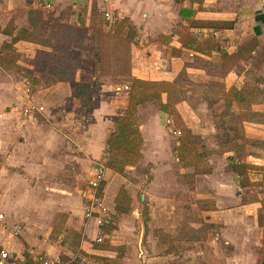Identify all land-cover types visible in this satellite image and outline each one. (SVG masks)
I'll list each match as a JSON object with an SVG mask.
<instances>
[{
	"label": "crops",
	"instance_id": "0c3cea01",
	"mask_svg": "<svg viewBox=\"0 0 264 264\" xmlns=\"http://www.w3.org/2000/svg\"><path fill=\"white\" fill-rule=\"evenodd\" d=\"M129 1L0 0V8L7 13L0 17L7 18L0 23V152L4 153L2 167L7 174L0 173V177L17 174L26 190L41 192L39 206L34 209L41 222H53L62 212L61 216L66 213L65 223H81L80 208L86 205L81 200L88 195L89 187L82 190L81 200L75 192L83 181L88 186L90 177H84L91 169V159L103 155L115 122L114 107L124 108L128 103V89L124 88L128 84H112L109 78L114 76H103L97 51L102 46L96 37L91 38L100 26L103 32L115 33L117 24L113 23L120 21H102L100 16L105 11L125 17V25L114 38L130 37L125 49L130 79L171 84L170 105L202 138V150L204 145L220 151L227 148L225 143L255 142L262 144L257 151L261 153L248 154L242 163H248L246 158L250 157L262 160L264 165V0H135L141 6L135 16L126 6ZM11 8L22 10L12 13ZM12 14L14 32L5 31ZM160 96L165 103L167 93ZM28 103L42 108L25 111ZM137 109L142 137L138 165H152L149 188L156 189L158 195L150 198L153 233L149 235L150 250L143 247L140 251L142 262L264 264V169L247 174L250 183L246 185L227 167L226 160L212 156V169L201 178L211 182L194 184L192 189L196 195L202 193L196 200L204 206L198 205L204 221L219 225L218 230L214 236L198 231L194 238L181 235L180 229L172 234L167 220L179 216L181 220L185 215L183 199L171 194L176 188L169 184L174 179V161L181 162L174 155L169 135L173 119L160 109L159 102L147 101ZM185 154L183 151L181 155ZM107 170L114 174H109L104 184L105 167L100 187L105 209L115 205L114 196L122 183L119 181L109 198L113 187L109 186L110 176L119 180L120 175ZM4 177L0 178V188L10 186L15 190L16 185ZM234 178L239 179L233 183L230 179ZM250 186L260 188L263 197H259L260 191L244 194L242 189ZM177 189L187 191L184 184ZM73 197L75 204L71 205ZM108 199L111 204L106 203ZM259 207L262 223L256 224L252 210ZM156 209L162 220L154 219ZM12 210L10 204L0 209L4 214L0 244L24 264H35L33 256L29 261L18 253L21 243L4 233L2 222L5 214L10 218ZM187 239H193L192 248L177 245L186 244ZM68 244L47 243L40 251L56 262L62 252L72 253ZM80 248L85 251L83 239ZM130 250L127 244L126 255Z\"/></svg>",
	"mask_w": 264,
	"mask_h": 264
},
{
	"label": "rangeland",
	"instance_id": "374dc122",
	"mask_svg": "<svg viewBox=\"0 0 264 264\" xmlns=\"http://www.w3.org/2000/svg\"><path fill=\"white\" fill-rule=\"evenodd\" d=\"M126 6L131 9L132 16H135L136 12H141V6H139L138 3L135 2V0L129 1L128 3H126ZM20 10L22 9H10L12 13H18ZM5 13L6 10L4 8H0V17ZM106 13L109 12L105 11L101 13L100 18L102 19V21L105 20L107 23H109L110 20L106 18ZM31 18L33 17L31 16ZM4 20H7V18L5 17L3 19H0V23ZM13 21L14 14H12L10 20L8 21V24L5 27V31L11 30V32H14L13 30L16 26L13 24ZM103 29L104 28L100 26L97 32H95L91 36V38L96 37L97 42L102 46V49L97 50L100 54V61L102 62L100 70L103 72V76L107 74H111L112 76H114L112 78H109L112 84L130 85L131 79L128 76L127 56L125 55L126 45L127 43H130V37L126 36L125 38H118L116 40V38H114L116 32L110 34V32H103ZM19 34L22 35L23 32L21 31ZM17 65L19 66L20 64ZM128 85L126 89L129 90ZM118 103L119 105L123 106L120 100ZM146 103L147 102H143L141 104L144 105ZM153 103L158 104V101H153ZM127 105L128 103L125 106L127 107ZM126 107H114L115 111H113V115L115 118V122L110 128L111 132L115 129L117 121L121 116L123 110L126 109ZM137 108L135 114L136 121L138 110ZM231 120L234 121V119ZM181 122L185 130L181 132L179 128L173 126L172 123L170 124L171 127L169 130V135L171 136V143L175 153L174 155L178 157V153L177 151H175V148L178 147L177 140L183 141V146L181 149H184L186 151V154L185 156L182 155L183 159L180 160L181 162H177V160L174 161V166H172L174 170V179H172L169 184L176 188L175 190H172L171 194H173V196H175L176 198L181 197L183 199L181 200V204L183 205L185 215L184 217H181V220H178L180 218L179 216L176 218H172L171 221L170 219L167 220L166 223L168 225L169 231H171L172 234L177 233L180 229L181 235L185 233L187 238L196 237V235L199 234L198 231L200 233H205V235L207 234L208 236H214L215 232L219 228V225L210 224L209 222L204 221V218L202 216L203 209L199 208V206L203 208L204 206H202L200 203L197 202L198 200H196L198 197H200L202 193H197L196 195V193L192 189L194 187V184L203 185L211 182V180L203 182L201 178H205L203 174L204 172H209L212 169V167L210 166V158H212V156H216V159L226 160V163L228 165L227 167L230 169L232 163L242 162L248 154L251 155L261 153V151H257H259L258 149H262V144L254 142H251L247 145L241 144L243 146V149L240 150L237 146L238 143L232 142L225 143L224 146L227 148L221 149L220 151L218 149V151L209 150V146L207 145H204L202 150L200 148L202 138H200L198 134L192 132V130L184 123V121L181 120ZM221 138L223 140L226 139L224 135ZM236 139L238 140V138ZM232 150L234 151V154L230 156L231 154L229 153ZM107 152L108 145L106 143L103 155H101L99 159H91V169L89 173L84 177V179H87L88 177L92 176L94 169L96 168V164L98 162L103 163V165L106 167L104 184L106 183V181H108L109 174H114L113 172L107 170ZM3 155L4 153L0 152V173H6L4 172L2 167ZM229 156L232 158L228 163L227 157ZM141 157L135 162H131L124 165L122 172L118 173L123 179L117 176V179L119 180H114L110 176L109 181L111 182L109 186L113 185V187L109 189V198L113 197L117 190V186L119 185V181L122 180V183L120 182L121 192L117 195L115 205H112V208L107 207L103 211L104 213L101 214V216L98 214V212H94L91 216H86L84 213V207L82 206L80 208V210L82 211L80 212L82 218L78 220L81 222L79 224L77 222H72L71 224L65 223L66 217H64V215L66 216V213H63V216H61L62 212H58L59 214L56 216V219L53 222H41L37 217V213L34 212V209L39 206V201L41 200L39 196L41 192L26 190L21 180L22 177L17 174H12L11 176L6 177L1 176L0 178L4 177L6 181H9L12 184L16 185L14 187L15 190H12L10 186V189L4 187L0 188V209L4 208L5 206H9V204L13 205L14 207V210H12V215L8 214L10 218L8 217L7 219V214H5V220L2 222L4 233L9 236V238L21 243L19 247L20 252L18 253H21V255L24 256L27 260H29L32 256L44 258L46 257L52 260L51 256L46 255L44 251H40L41 247L43 246L45 248L47 243H57L60 246L64 247L66 244L69 243L70 245L68 244V248L71 250L72 253L65 254L64 252H62V257L61 255L58 256V260H55L56 262L52 260L53 264H126V262L128 264H147L146 260L142 262V254L140 253V251H143V247H146V249L150 250L149 245L151 242L149 241V235H151L153 231L152 223H150L151 211L149 203L150 198L156 197L158 195L155 194L157 192L156 189L149 188L150 180L152 179V176L149 173L152 170V165H138V162ZM246 161H248V163L245 164L249 165V167L246 169L248 170L247 174L252 173L255 170L259 173L262 172V169H264V165L262 166V160L256 158H253L252 160L250 157H248L246 158ZM249 162L254 163L258 166L255 168V166L249 164ZM252 175L253 174H251L250 177ZM196 176L198 181H196ZM252 178L254 177L252 176ZM259 178L260 177L256 176V179ZM236 179L239 178H234V180L230 179V181L235 183ZM243 183L247 185L250 182L247 179L246 181L243 180ZM179 184H184L186 186L187 191L179 192L177 189ZM18 186H20L21 189H18ZM84 189L88 190V186H86V182L83 181L82 186L79 187L77 189L78 191L75 192V194L78 196L77 199L81 200V192ZM89 190L88 195L90 194ZM242 190L244 194L247 191H260L258 195L260 198L263 197L261 189L258 187L250 186L249 188H244ZM57 193L62 194V192ZM54 196L57 199L60 198V196L57 194H54ZM115 197L116 196H114V198ZM69 201L71 205L75 204L74 197L71 198ZM81 201H84L85 204L88 203L87 198L84 196ZM106 203L111 204L109 199L106 200ZM79 204H81V202H79L77 205L79 206ZM252 211L254 222L256 224H261L262 207H259L256 210ZM180 214L181 216H183L181 211ZM96 216L101 217V224L103 225L101 226V229L99 228L101 224L97 223ZM154 216L155 220H159L161 218L158 209L155 210ZM162 231L163 230L159 232ZM141 234V240L139 241ZM99 236L102 238L101 242L96 241V238ZM159 236L163 237L162 234H160ZM82 239L85 243V251L80 248V242L82 241ZM191 240L193 239H187L186 244L181 243L177 245L179 247L192 248L194 245L192 246L193 242ZM123 243L130 244L131 250L128 255H126L127 244ZM3 247L4 246L0 244V248ZM171 247L175 248L173 243H171ZM201 263L208 264L205 261H202ZM201 263L196 261L195 264Z\"/></svg>",
	"mask_w": 264,
	"mask_h": 264
},
{
	"label": "trees",
	"instance_id": "16d2710c",
	"mask_svg": "<svg viewBox=\"0 0 264 264\" xmlns=\"http://www.w3.org/2000/svg\"><path fill=\"white\" fill-rule=\"evenodd\" d=\"M114 21H120L119 23H113L116 25L115 32L119 33L122 27L125 25V17L120 19H115ZM171 84L165 81H151L144 79H132L129 85V99L128 105L125 110H123L121 116L119 117L115 129L110 133L107 138L108 145V157L107 164L108 168L111 170L121 173L125 164L135 162L141 157L140 147L142 143V137L138 129V124L136 121V108L143 102L147 101H158L160 104V109L166 111L172 116L173 125L179 128L181 132L185 129L183 128L181 118L176 111L170 105L169 102V90ZM166 92L168 99L165 103L161 102V93ZM181 138V137H180ZM255 143V142H254ZM183 141H179L178 147L176 148L178 157L180 160L183 159L181 155L184 149ZM238 148L241 145H237ZM249 165L245 163H232L231 168L234 172L241 176L242 184L243 180L246 181L247 168ZM121 188L118 194H120ZM101 195V192L99 191ZM117 195L115 200L117 199ZM102 224L100 225V229ZM28 264V263H27Z\"/></svg>",
	"mask_w": 264,
	"mask_h": 264
},
{
	"label": "built area",
	"instance_id": "2783aa9c",
	"mask_svg": "<svg viewBox=\"0 0 264 264\" xmlns=\"http://www.w3.org/2000/svg\"><path fill=\"white\" fill-rule=\"evenodd\" d=\"M106 18L110 21H113L115 19H120L121 17L119 15H112L109 13H106ZM124 88H127V86H124ZM27 91L29 88L26 89ZM41 109L42 107H36L35 104L33 103H28L26 110L25 111H30V110H36V109ZM104 173H105V166L103 163H98L94 173L92 176L88 179V187L90 188V194L86 196L88 203L84 207V213L86 216H91L94 212H98V214L101 216L105 210V206L102 201V197L99 194L100 187L102 184V181L104 179ZM96 216L97 218V223L101 224V217ZM4 219V214L0 212V221ZM97 242H101L102 238L99 236L96 238ZM33 262L35 264H53L52 260L49 258H44V257H33ZM0 264H24L23 260H21L15 253L5 249V248H0ZM95 264V263H91Z\"/></svg>",
	"mask_w": 264,
	"mask_h": 264
}]
</instances>
